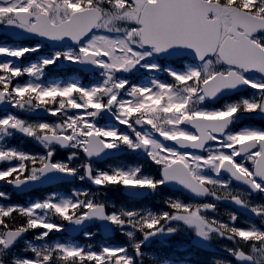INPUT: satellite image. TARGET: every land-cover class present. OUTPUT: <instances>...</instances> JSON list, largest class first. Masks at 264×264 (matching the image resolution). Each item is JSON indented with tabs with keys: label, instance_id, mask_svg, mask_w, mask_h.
Returning a JSON list of instances; mask_svg holds the SVG:
<instances>
[{
	"label": "snow or ice",
	"instance_id": "obj_1",
	"mask_svg": "<svg viewBox=\"0 0 264 264\" xmlns=\"http://www.w3.org/2000/svg\"><path fill=\"white\" fill-rule=\"evenodd\" d=\"M65 65L71 78H46ZM40 113L55 119L26 118ZM256 116L264 0H0V182L54 189L23 203L0 190V264H193L192 249L223 241L206 264H264V126L241 123ZM119 153L140 159L98 166ZM73 181L88 186L56 190ZM164 188L180 195L132 206ZM225 202L248 221L223 218ZM66 225L125 239H50Z\"/></svg>",
	"mask_w": 264,
	"mask_h": 264
}]
</instances>
